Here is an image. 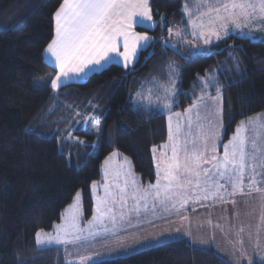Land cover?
<instances>
[{"label": "trees", "instance_id": "16d2710c", "mask_svg": "<svg viewBox=\"0 0 264 264\" xmlns=\"http://www.w3.org/2000/svg\"><path fill=\"white\" fill-rule=\"evenodd\" d=\"M183 2L150 0L155 27L136 30L152 40L132 66L110 63L53 89L56 70L44 54L62 0H0V264H67L63 248H40L35 234L51 230L79 190L84 222L92 219V184L103 180L102 165L114 152L153 184V149L168 138L169 113L216 95L218 86L225 142L240 122L264 111V42L229 35L205 45L188 35L195 50L172 44L170 28L188 29ZM41 77L48 81L42 87L36 84ZM173 81L168 111L135 99L147 86ZM94 264L230 263L214 248L180 238Z\"/></svg>", "mask_w": 264, "mask_h": 264}, {"label": "snow or ice", "instance_id": "6c2138e0", "mask_svg": "<svg viewBox=\"0 0 264 264\" xmlns=\"http://www.w3.org/2000/svg\"><path fill=\"white\" fill-rule=\"evenodd\" d=\"M197 19H192L194 13L188 5L184 11L192 25V35L204 38V43H210V37L223 39L219 28L228 35L229 23L235 28L242 27V18H250L259 12L264 14V0L258 4L252 0H194ZM207 8V11L201 9ZM208 16L209 31H205L203 17ZM152 14L149 0H62L54 14V37L45 51L52 58L58 73L51 79V87L57 89L62 78L70 73H81L89 65H100L102 61L112 59L113 54L121 57L127 64L136 56L141 42L145 44L150 37L132 30L134 24H144L151 21ZM171 34V29L169 30ZM177 36L180 32L177 31ZM123 47V52L119 51ZM175 47V45H174ZM47 85L48 81L43 82ZM207 87V83H205ZM216 100L220 99V89L217 86ZM167 94V93H166ZM165 108H170L165 105ZM193 109H197L193 115ZM185 124L179 122L181 114L177 113V122L173 125V118H168V144L162 145L166 151L161 152L156 164V183L141 187L130 169L120 165L111 174L112 183H108V171L105 172L104 195L96 199L93 218L86 228L80 227L81 208L79 193L77 201L69 206L64 216V222L56 225V235H48L43 230L35 234L38 246L68 244L86 241L89 238L116 235L120 222L125 221L131 213L139 216L141 206L147 210L149 203L153 209L157 203L170 209L184 208L190 200L199 202L201 199L223 198V192L230 186L229 196L237 192L243 193L245 179L247 188L251 191H261L258 183H264V132L257 131L253 121V136H248L245 122L236 128L235 134L227 143L222 144L223 154H219L221 135L217 129L222 125L213 123L212 113L207 111L203 117L197 105L185 110ZM219 117V109L216 113ZM207 121L205 125L202 121ZM195 123V128L193 127ZM98 127V126H97ZM264 130V123L259 125ZM155 151L153 149L154 159ZM170 151V155H169ZM113 156L116 153L112 154ZM107 164V161L105 162ZM129 163L125 158V164ZM257 176L261 180L257 181ZM123 177V183L119 182ZM97 187L93 182V189ZM131 189V190H129ZM133 206L125 212L128 200ZM235 203V201H233ZM120 211H115L116 205ZM194 210V209H193ZM186 219V217H184ZM107 221V223H106ZM243 229H241L242 231ZM242 243V241H238ZM259 243V242H258ZM91 257H81L80 264H87Z\"/></svg>", "mask_w": 264, "mask_h": 264}, {"label": "crops", "instance_id": "0c3cea01", "mask_svg": "<svg viewBox=\"0 0 264 264\" xmlns=\"http://www.w3.org/2000/svg\"><path fill=\"white\" fill-rule=\"evenodd\" d=\"M138 25L147 27L145 23L134 24L132 30L134 31V29ZM137 32L140 34H147L145 32ZM150 42L151 40L149 41L148 45L150 44ZM200 42L202 41L200 40ZM144 45L145 44H143V47ZM148 45L146 47H148ZM141 47L142 46L138 48L137 52L141 51V49H144ZM119 51H123L122 46L119 48ZM44 56L46 61L53 68H55L57 75L58 69L55 67L52 58L46 51ZM110 62H114V55L112 59L102 61L100 65H103V63H106L107 65ZM216 97L217 94L202 99L196 102L194 105L199 106L200 104H204V106H207L209 102H211V104L213 102H217L219 103V108L221 111L223 108V94L220 93L219 100H215ZM192 106L189 108H192ZM195 110L196 109H193V115L195 113ZM177 113L181 114L179 122L181 124H185V111L169 113L167 122L169 116H172V122L173 125H175L178 119L176 116ZM250 120L253 121L256 125L257 131H262L259 129V125L260 123L264 122V115H261V113H257L242 121L245 122V128L248 129L246 134L248 136H253L255 134L252 131L253 125L248 124V121ZM218 121L221 125L223 124L222 118H220V116L218 118ZM240 124L241 122L237 125V127ZM193 127L195 128V123ZM234 134L235 131L232 136ZM232 136L230 137V139L232 138ZM228 141L229 140L223 142L221 139L219 148L220 155L223 154L222 144L227 143ZM168 143L169 141L167 138L166 142L163 145ZM261 144L262 146H264V141H261ZM163 151H166V149H163L162 147L156 149L154 159L155 166L159 161L161 152ZM114 153H116L115 156H113L112 153L106 158L105 161H107V163L110 161H114L116 164L128 165L127 168L133 170L132 167L129 166V163L125 164V158L127 157L123 156L119 152ZM128 160L130 161L129 158H127V161ZM260 180L261 176H257V181L259 182ZM155 183L156 181L153 184ZM247 183L248 181L247 179H245V188L243 193L237 192L234 196H229L228 192L231 191V188L229 186L227 188V191L223 192L222 199L216 197L209 198L207 200L201 199L199 202L190 200L189 203L184 208L179 209V211H177V209H170L169 211H165L164 207L159 205L158 203L155 209L152 208L151 203H149V207L147 210H144L143 206H141L140 212L146 214L147 223L139 221V219H142L143 216L135 215L134 221H139L135 226L138 229L144 230L143 224H145L144 226L147 227V233L151 237L156 236V231H161V239H159V241L166 242L185 238L189 240L193 245L196 244V246L198 247L214 248L230 264H264V183L257 184V187H260L261 191L251 192H249L247 188ZM140 186L144 187L142 185ZM103 189V182H98V185L95 189H93L92 184V192L94 198L97 196L96 192L99 191L100 193ZM233 201H235V203H233ZM248 210L251 211V216L247 215ZM184 217H186V219ZM160 219L164 222L161 229H159L158 227V221ZM241 229L243 230L241 231ZM136 232L140 233V230H137ZM238 241H242V243H239Z\"/></svg>", "mask_w": 264, "mask_h": 264}, {"label": "rangeland", "instance_id": "374dc122", "mask_svg": "<svg viewBox=\"0 0 264 264\" xmlns=\"http://www.w3.org/2000/svg\"><path fill=\"white\" fill-rule=\"evenodd\" d=\"M149 2H150V0H149ZM220 2L223 3V0H220ZM252 2L258 4L259 0H252ZM185 4H187L189 9L192 10V12L194 13V15L192 16V19H194V20L197 19V16L199 14L196 12V9L194 6V0H184L183 10H184ZM201 11L206 12L207 8L201 9ZM184 13H185V11H184ZM185 17L188 20V29L185 27L170 28L171 34L169 32V34H170L169 40L172 44L180 43V42L181 43L182 42L187 43L188 45L191 44L192 49L195 50V48H197L195 46V41H189L190 39L187 38L186 36L191 35L195 40H199V41L201 40L202 43H204V38L199 35V30H197V34L195 36L192 35L193 28H192V25L189 23V17L186 13H185ZM202 19H203L205 26H206L205 31L207 32V31H209V28L211 27L208 25L209 17L204 16ZM145 24L148 28H154L155 27V22L153 20L145 21ZM215 28L217 30H219L220 35L223 37V39L228 37L230 34H235V35H238L240 37H246V38H250L252 40L264 42V14H261L259 12V8H257V14L255 16H252V17L246 18V19L242 18V27L241 28H235L231 23H229V32H228V35H226V36L224 35V31L219 28V25H216ZM134 31L136 33H138L136 28L134 29ZM177 31L180 32L179 36L176 35ZM146 35L150 37L149 41L152 40L151 39L152 37L149 34H146ZM223 39H220V40H223ZM220 40H217L215 38V36H211L210 37V43H208V44L204 43V44L210 45V44H212L214 42H218ZM149 41L146 44L144 42H141V46H142L141 48H146ZM143 44H145L144 47H143ZM139 52L140 51H138L136 56L127 64V67H130L134 64L135 60L137 59V55L139 54ZM113 55H114V62H110V63H118V64H121L125 67V63H124L123 59L121 57L116 56L115 54H113ZM110 63H108L107 65H106V63L105 64L103 63V65H95V66L89 65L81 73H78V74L77 73H70L68 77L62 78L61 81L59 82V84L61 85V84H65L68 82H81L86 78V76H88L94 72L102 70L103 68L108 66ZM45 81H47L46 78L41 77V78L36 79V84L38 86L42 87L45 85L43 83ZM175 84L176 83L173 81V84H170L167 87L161 86L158 88L157 86H155V87L154 86H152V87L147 86L144 88V90H139L135 94V99L140 100V103H143L146 106H150V107H153L156 109L159 108L160 110H163V111H168L170 108H165L164 106L165 105L170 106V104H171L170 102L172 101V99L174 97V93L176 91ZM198 109H199L202 117L207 114V111H210L212 113L210 119L213 121L214 124L219 122L218 121L219 117H217V115H216L218 109H219V116H220V118H222L223 108L220 111L219 103H217V102H213L212 104H211V102H209L207 104V106H204V104H200L198 106ZM260 113H261V115H264V111H262ZM202 122L205 125H207V123H208L206 120L202 121ZM260 124H262V123H260ZM217 131H218V134L221 135V139H222L224 131H225L224 125L222 124V129H217ZM262 131L264 132V130H262ZM105 162L106 161H104V163L102 165V170H101L102 178H103L101 183L103 182L104 185H105V172H106V170L109 173L108 183L111 184L113 181V177H112L111 173L114 170L118 169L120 165H122V164H116L114 161H110L107 164ZM128 162H129V166L132 167L131 161L128 160ZM127 166L128 165H124V167L126 169H128ZM131 171H132V174H134V176L137 178L138 183L140 185H142L144 187H147L149 185V183L143 182L140 179V177L133 170H131ZM156 171H157V169H156ZM98 182L96 183L97 185H98ZM119 182L121 184L123 183V177L120 178ZM129 190H131V189H129ZM78 193H79V205L81 208L80 227L86 228L88 226L89 221L84 222L83 207H82V203H81V197H82V191L81 190H79L76 193L74 200L72 201V203H70L63 210L62 214L66 213V210L69 208V206L77 201V194ZM96 194H97V196L94 198L95 207H96V199L98 197H102L104 195V189L101 190L100 193H99V191H97ZM132 206H133V201L131 199H129L128 200V207L124 211L128 212V210ZM115 211L117 213H119V211H120L118 204L115 207ZM135 215H136L135 213H131L130 216L125 219V221L120 222L118 224L115 236L108 234L107 236L97 237L95 240L89 238L88 240L82 241V242H75V243H68V244L53 243L51 245H42V246L37 245V246L40 248L51 247V246H59V247L63 248L65 255H66L67 264H80V258L82 256L83 257H91V259H89L87 261V264H94L98 261H101V260L107 259V258H111V257L127 256V255L132 254L136 251H139L142 248H145L147 246H151V245H155V244H159V243L163 242V241H159V239H161V233H162L161 231H156V236L151 237L147 233V227L144 226L145 224H143L144 230L138 229L135 226L136 223L139 221H143L144 223H147L145 213L140 212L139 216H143V218L139 219V221H134ZM247 215L251 216L250 210L247 211ZM63 222H64V216L62 215L61 220L59 222L54 223L51 230H43V233L55 236L56 235V227L55 226L62 224ZM106 223H107V221H106ZM163 223L164 222L161 219L158 221L159 229H161V227L163 226ZM137 230H140V233H137L136 232ZM194 245H196V244H194Z\"/></svg>", "mask_w": 264, "mask_h": 264}, {"label": "water", "instance_id": "95a60500", "mask_svg": "<svg viewBox=\"0 0 264 264\" xmlns=\"http://www.w3.org/2000/svg\"><path fill=\"white\" fill-rule=\"evenodd\" d=\"M164 44L169 47L170 49L174 50V51H178L177 47H174V45H172L171 43H169L168 41H164Z\"/></svg>", "mask_w": 264, "mask_h": 264}]
</instances>
